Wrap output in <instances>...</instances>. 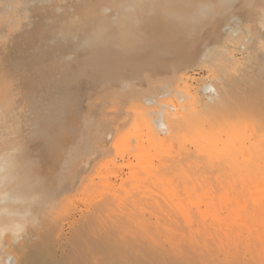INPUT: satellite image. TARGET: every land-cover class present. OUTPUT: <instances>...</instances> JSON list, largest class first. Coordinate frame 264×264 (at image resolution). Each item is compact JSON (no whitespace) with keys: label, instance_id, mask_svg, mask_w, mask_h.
I'll return each instance as SVG.
<instances>
[{"label":"bare ground","instance_id":"1","mask_svg":"<svg viewBox=\"0 0 264 264\" xmlns=\"http://www.w3.org/2000/svg\"><path fill=\"white\" fill-rule=\"evenodd\" d=\"M263 5L264 0H0V72L21 77L20 67L39 72L55 63L66 72L64 62L71 61L70 69L81 73L78 85L71 74L67 84L72 105L82 97L100 108L120 105L121 87L135 90L147 83L150 92L158 86L150 77L186 73L207 46L221 42L222 29L234 17L257 23ZM56 69L31 91L16 90L13 80L0 75V152L20 148L16 166L0 172V230L10 234L29 211L40 218L20 243L5 241L15 264H264V80L222 76L217 86L204 83L205 90L214 87L209 100L188 92L178 97V107L151 93L144 106L141 91L131 94L137 117L128 126L130 136L118 137L115 128L116 155L97 169L96 163L85 179L80 176L91 165L80 155H29L52 136L43 105L59 97L52 86L60 81L53 77ZM110 73L120 81L108 83ZM104 108L83 113L85 125L100 124L103 142L109 126L125 116L112 122L109 117L105 125ZM126 140L131 146L125 151ZM106 148L103 143L101 151ZM131 157L142 161L134 164Z\"/></svg>","mask_w":264,"mask_h":264},{"label":"rangeland","instance_id":"2","mask_svg":"<svg viewBox=\"0 0 264 264\" xmlns=\"http://www.w3.org/2000/svg\"><path fill=\"white\" fill-rule=\"evenodd\" d=\"M233 1H241V0H233ZM1 6H2V4H1ZM261 11H263V12H260V16H263V17L261 19H259L257 21V23H255L251 19H243L240 16L234 17L233 20L231 21V23L229 24V26L222 29L221 42L218 44H212L211 43L209 46H207L206 49L203 51L202 56L200 57V60L195 65H193L192 68H190L186 71L187 74L183 71L186 76L183 75V72H181V73L178 72V73L172 75V78H170L171 76H166V75H165V77H163L164 75L163 76L154 75V76L150 77L149 82L151 84L153 83V85L157 83L156 85H158V86L157 87L155 86L156 89H151L152 91H150V92H149L150 88H149V85L147 86V83L144 85L143 84L139 85L140 89H139V87H137V88H135V90H134V88H127V86L123 85L124 87H121L119 89V91L116 93L118 95V97L124 99V100L122 99V102H120V105H118V103H116L117 105L115 103H107L106 105H103L105 108L103 106L101 107V108H104L107 110V112H105V113H107L108 120L105 122L106 123L105 125L109 126V124H107V122L109 121V117L111 120L109 122H112V120L116 119L114 117H118V114L119 115L121 114V116L122 115L126 116V118H125V116H122V117H124L123 122H117V123L115 122L116 125L111 123L112 125L109 126L111 129H109V132L107 131L108 134L105 135L106 137L104 136L105 140L107 142L106 141L103 142L101 140L102 136H101L99 130L101 131L102 129H101L100 124L91 123V125H89V124L85 125L86 123L83 122V117H84L83 113H86L88 110L98 111V109H99V110L103 111V109L100 108L101 105L89 104L90 103L88 101L89 97L88 98L82 97L80 100H78V103L76 105H72L69 102V99L67 98L68 91H69L68 89H70V87L67 86V84L70 80V74L73 75V84L75 82H79V80H80L79 77L81 75L80 71L70 69L74 64L73 62H71V61L64 62L67 65V66L65 65L66 66L65 68L67 69L66 72H63V70H60L58 72L56 67H57V65H60V63H57V65L55 63L54 65L50 66L51 69L41 70L39 72L36 69L34 71H30L29 68H27L26 66H23V67H20L17 69V71H18L17 73L19 75H21V77H17V75H15L14 71H11V70L7 71L4 69L3 72H0L1 78L5 79V77H6L7 82H9L10 84H11L10 80L11 81L13 80L14 82H12L11 86L15 85L14 88H16V90L20 89L21 91L23 90V87L25 90H30V91L34 88H37L36 87L37 84H41L40 82H43L42 79H45L47 76L50 77L53 75L54 69H56L57 71H55V75L53 77L54 78H60V81H58V82L55 81V83L52 85L53 88H56L59 91V93H58L59 97H58L57 101L54 103H49V104L47 103V104L43 105V108L45 109L46 117L51 118V120H50L51 122H47V123L53 131L52 136L44 138L43 141L40 140L39 144L37 145L38 149L35 150L34 148H32L31 151L29 152V155H32V156L34 154L44 155V156L51 158L52 156H57L56 153H63V154L75 153V155H80L82 157V159H81L82 161L90 162V165H91L90 170L88 167H86L88 165H86V166L84 165V164H87V162L86 163L83 162L84 163L83 165H84V167H86L89 170V172L91 171L93 173V171L94 170L96 171V169L98 168V165L100 164V162L102 163L105 160L106 161L110 160V158H112V157L114 158V156L116 155V150L114 151V149H113V145H115V143L113 141H115V140H113V137H112L113 134H115V131L118 130L119 133H116V134H118V137L120 134H123V135L127 134L128 136H130L129 135L130 133L128 134V132H130V131H127V130H129V127L133 126L134 116L137 117L136 116L137 112L136 111H135V113L133 112L134 109H132V108L134 107L133 106L134 104H132V100H131V99H134L135 97H133V95L131 97L130 96L131 94H137L138 91H141L140 93H142V94L141 95H140V93L138 94V97H139L138 99H140V101L143 102L141 104H143L144 106L145 105L149 106L148 103L146 104L147 100L145 99V97L147 95L149 96L152 94L155 98H157V100L161 99L163 101H169V103H170L171 102L170 99H172L175 106L178 107L177 106L179 104V103H177L179 101L178 97H182V95L187 94L188 92H189V94L191 93L190 95H193V96L201 93V94H203V96H205L204 99L207 100L209 96L206 97V95L207 94L208 95H214V87L213 86L216 85V83H219V81L221 80L220 78H222V76H224L222 81H225L224 79H227V78L230 79L233 77L234 79L235 78L240 79L243 76L247 77L250 75V76H252L253 81L256 78L255 81H257V80L260 81V79H261V82H262V80H264V58H262L264 56V53H263L264 50L261 49V48L264 49V5H263V8L261 9ZM258 50L262 51L263 54ZM216 71H217V73H216ZM34 73H36V74H34ZM58 73H59L60 77L57 76ZM189 73L190 74L192 73L191 76H189L190 75ZM42 74H44V76H42ZM177 74H178V76H177ZM253 74L255 75L254 76L255 78L253 77ZM181 75H183V79L181 78L182 77ZM174 76H176V78ZM173 77H174V79H173ZM132 78H133V80L137 79L136 76H132ZM215 78H216V80H215ZM218 78H219V80H218ZM37 80H39V81H37ZM112 81L117 82V81H120V79L117 76H115L113 73H110L108 76L107 82L110 83ZM160 81L161 82L163 81L162 83H165L166 85L169 84L171 86L170 90H169V88L166 89L167 87H165V89L162 88L163 84L159 85L161 83ZM183 83H186V84L184 85ZM204 83L212 84L213 86L210 89L205 90V89H203L204 88L203 86L205 85ZM75 84H77V83H75ZM144 86H147V87H144ZM198 86H200V88ZM143 87H144V89L147 88L146 92L144 91V94L142 92L144 90ZM75 90L77 92H79V94H80L79 88H76ZM199 90H200V92H199ZM129 91H130V94H129ZM185 91H186V93H184ZM194 91H197V92L195 93ZM124 93L128 94L130 97H127L128 95L126 97H124L125 96ZM178 95H180V96H178ZM113 96L115 97V94H112L109 97V99L114 98ZM168 96H170V97H168ZM142 97H144V98H142ZM98 98L100 99V96H97L94 100H99ZM177 99H178V101H177ZM59 101H62L66 105H57ZM135 101L133 100V102H135ZM67 104H70V105H67ZM112 104H114V105H112ZM15 105H17V104H15ZM143 105H141V106H143ZM168 110L171 112L172 111L174 112V110H175V112H176V109H173V108H168ZM39 111L42 112L41 107L39 108ZM60 118H61V120H60ZM97 118H99V117H97ZM57 119L59 122L57 121ZM118 119L120 120V117H118ZM118 119H116V120H118ZM120 121H122V119ZM77 125H79V126H77ZM76 126H77V128H76ZM112 126H114V127H112ZM116 126H118V127H116ZM113 128H114V130H113L114 133H110V132H113L112 131ZM115 128H117V129L115 130ZM64 130H67L69 132L67 133ZM121 130H124L125 132L121 131ZM109 134H110V137H108ZM69 135H70V138H69ZM107 138L110 140H108ZM117 138H115V139H117ZM127 139L130 140V137H127ZM135 139L136 138H134V140ZM100 140L102 141V144H101ZM131 140L133 142L132 145H134V143L138 144L137 139L135 140V142L133 139H131ZM131 140L125 141L123 150L125 149V151H126ZM95 143L97 146H100V147L95 146ZM103 143L107 144V148L105 149V151H101V145H103ZM144 144H145V145H143L144 147L147 146V142H145ZM125 145H126V147H125ZM129 146H131V144ZM89 156H91L92 160L88 159V158H90ZM131 159H132V161L135 162V163L133 162L134 164L142 161L141 159H137L139 161L136 162V159H134V157H131ZM82 161L77 162L78 164L76 166L77 167L80 166L79 163H81ZM60 163H62V162H60ZM96 163H97V166L95 169L94 166ZM66 169H69L68 165L61 167V170H66ZM81 169H82L81 173H83V170L85 172V169H83V167H81ZM125 171L128 172L127 168L125 169ZM91 172L90 173H88V172L83 173V176H82L80 174V171H79V174L81 175L80 178L84 177L85 179H89L90 176L92 175ZM85 174H87V175H85ZM77 176H78V173H77ZM96 180H98V177L96 178ZM84 182H85V180L82 178V182L79 183V185L81 184L80 188H79V193H81V189L84 185ZM80 202L81 201H76L75 206H76V204L78 205V207L83 206V204ZM67 211H68V208L65 209V213Z\"/></svg>","mask_w":264,"mask_h":264},{"label":"clouds","instance_id":"3","mask_svg":"<svg viewBox=\"0 0 264 264\" xmlns=\"http://www.w3.org/2000/svg\"><path fill=\"white\" fill-rule=\"evenodd\" d=\"M19 152L20 148L16 146H9L3 152H0V172L7 171L9 168H14L16 166V157ZM28 217H30V219ZM39 224V216L33 215L29 211L25 218V222L16 230L11 231L10 234L0 230V264H15V258L8 252L5 241L7 240L11 245L18 244L30 228H36Z\"/></svg>","mask_w":264,"mask_h":264}]
</instances>
